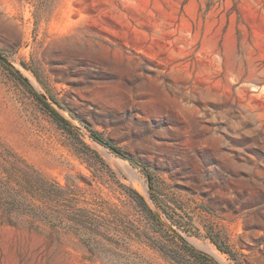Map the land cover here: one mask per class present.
Segmentation results:
<instances>
[{
  "label": "rangeland",
  "instance_id": "1",
  "mask_svg": "<svg viewBox=\"0 0 264 264\" xmlns=\"http://www.w3.org/2000/svg\"><path fill=\"white\" fill-rule=\"evenodd\" d=\"M0 54V264H264V0H0Z\"/></svg>",
  "mask_w": 264,
  "mask_h": 264
},
{
  "label": "trees",
  "instance_id": "2",
  "mask_svg": "<svg viewBox=\"0 0 264 264\" xmlns=\"http://www.w3.org/2000/svg\"><path fill=\"white\" fill-rule=\"evenodd\" d=\"M39 98H40V97H39ZM95 138H96L99 142H101L102 144L106 145L107 147H109L110 149H112L113 151H115L116 153H118L119 155L125 157V155H123L122 153H120V152H119L115 147H113L112 145L106 143V141L102 140L100 137H95ZM187 248L190 249L191 252L194 253V254H196L198 257H202L201 254L193 252V250H192L191 248H189V247H187Z\"/></svg>",
  "mask_w": 264,
  "mask_h": 264
},
{
  "label": "water",
  "instance_id": "3",
  "mask_svg": "<svg viewBox=\"0 0 264 264\" xmlns=\"http://www.w3.org/2000/svg\"><path fill=\"white\" fill-rule=\"evenodd\" d=\"M0 60L6 61L5 58L0 54Z\"/></svg>",
  "mask_w": 264,
  "mask_h": 264
}]
</instances>
